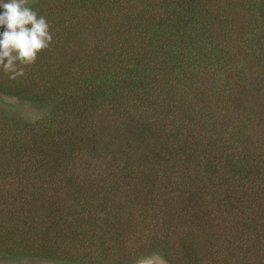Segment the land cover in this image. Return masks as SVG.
Returning a JSON list of instances; mask_svg holds the SVG:
<instances>
[{"label":"rangeland","instance_id":"1","mask_svg":"<svg viewBox=\"0 0 264 264\" xmlns=\"http://www.w3.org/2000/svg\"><path fill=\"white\" fill-rule=\"evenodd\" d=\"M103 2L97 15H103L113 22L116 18L120 19L125 25L147 23L162 4L160 0H140L139 3L138 0H133L131 4H128L129 0ZM28 3L39 4L40 11L49 19L58 16L59 11L51 8L50 0H28ZM207 3L222 10L213 13L218 16L213 36L219 40L234 39V35L241 33L243 21L252 18L246 12L243 0H207ZM143 4L151 5L154 11L145 12ZM124 9L128 17L119 15V10ZM142 9L143 16L140 15ZM3 12L4 9L0 7V13ZM121 26V36L127 38L135 33L123 28L122 24ZM92 42L98 48L96 40L92 39ZM44 51L38 55L36 64L26 67L25 75L16 80L9 79L0 69V87H3L2 84H10L12 88L16 83L23 89L34 85L41 90L44 79L39 78V71L44 64L48 71H56L57 74L63 69L61 63L53 64ZM260 52L264 51L248 52L250 64L245 65L246 69L240 65L241 55L233 57V69L228 72L230 77L221 74V78L224 77L227 82L225 87L228 90L224 99L214 95L217 86L211 75L201 78L199 87L194 90L203 104L211 103L216 107L219 101L217 108H220L222 103L231 116L228 119L231 124L238 115L246 117V130L251 134L252 141L256 140V146L248 148L257 152L261 151L257 147H264V58H260ZM166 78L172 84L179 85V82H174L176 77ZM186 78L182 81L189 84ZM179 86L188 90L185 86ZM188 103L189 100L185 105ZM158 105L162 108L163 102L158 100ZM143 111L141 109L137 113L139 120L134 118L133 121L130 118L123 119L131 113L124 115L115 110L105 114L103 119L113 131L107 129L103 141L95 149L78 146L72 152V157H64L62 150H58L60 146H40L43 165L41 173L27 164L23 153L19 158L20 168L14 160L10 161V157L6 156L5 159V155L0 154V228L15 231L12 240H0V264H109L111 259H116V255L107 256V253L116 251H127L122 263L134 264L136 259L153 253L148 246L156 234L160 233L161 237L166 235L174 243L178 242L181 232L188 235L185 242H193L196 247H203L201 242L205 245L208 252L200 264H264V207L258 211L238 210L236 206L225 202L222 193L218 192L214 196L211 190L215 186L210 188L208 177L203 179L202 164L196 159L192 160L195 164L186 161L193 150H198V142L196 139H187L183 141L184 144L181 143L182 137L175 131L183 118L179 117L176 124L171 121L167 110ZM45 115L46 110L38 105L22 103L17 96L0 93V138L7 144L8 136L13 133L11 125H6L8 120L21 116L38 121ZM144 117L149 124H166L155 131L154 136L161 138L157 145L162 151L157 153L164 170H171L167 173L168 177L150 171L156 157L148 160V151L139 140L142 135L138 126ZM162 118H166V121L162 122ZM115 129L120 133L119 136L114 133ZM225 129L224 135H228L229 131H233V124ZM173 134H176V138ZM164 140L166 145L162 146ZM117 142L132 143L129 148L131 153L133 147L139 149L141 145V154L131 162L146 163L143 179L141 177L132 183L125 181L124 175L122 176L123 160L116 161L119 156H113L118 151ZM181 144L186 148L183 154L186 162L178 154ZM256 158L257 156V163ZM4 159L8 164H5ZM212 176L217 180L221 178L220 175ZM233 198L237 199L238 193ZM53 210L57 212H52ZM140 216L147 217L148 223L149 219L157 220L156 225L150 224V228L144 230L145 233L138 232L137 229L144 225ZM5 218L8 222H3ZM242 231H246L243 236L240 235ZM130 233L133 235H129ZM33 236L36 237L35 240L32 239ZM11 242L15 246L9 247L16 252L9 255V250L5 248ZM175 255L178 258L176 261L182 259L181 253ZM119 259L122 260L121 255L112 264H121ZM161 259L163 264H171L163 257ZM183 264L192 263L184 260Z\"/></svg>","mask_w":264,"mask_h":264},{"label":"trees","instance_id":"2","mask_svg":"<svg viewBox=\"0 0 264 264\" xmlns=\"http://www.w3.org/2000/svg\"><path fill=\"white\" fill-rule=\"evenodd\" d=\"M50 1L51 8L59 11L58 16L50 17L51 19L40 11L39 4L29 6L49 22L53 42L46 49L47 52L43 51L53 64L61 63L63 69L57 74L56 71H48L44 64L39 71V78L44 79L41 90L39 86L34 85L23 89L16 83L12 88L10 84H2L3 87H0V93L17 96L22 103L38 105L46 110V115L38 121L21 116L8 120L6 125H11L13 133L8 136L7 144L0 138V154H4L5 159L6 156L10 157V161L14 160L20 168L19 158L23 153L27 164L41 173L43 165L40 146H60L58 150H62L64 157H72V152L78 146H86L91 150L103 141L105 131L109 129L103 118L111 111H121L124 115L131 113L123 119L130 118L133 121L134 118L139 120L137 113L141 109L162 112L167 110L173 123L177 124L179 117L183 118L175 131L182 137L181 143L187 139L197 140L198 150H193L186 161L195 164L192 160L196 159L202 164L203 179L208 177L210 188L215 186L211 193L214 196H217L218 192L222 193L225 202L236 206L238 210H262L264 147H257L261 149L260 152L248 148L256 146V140L252 141L251 134L246 130L247 118L240 115L233 119V131L224 135L225 128L232 125L231 120H228L231 117L228 110L222 103L221 107L217 108L219 101L216 107L211 103L203 104L201 97L194 94V90L199 87L201 78L211 75L217 86L214 95L224 99L228 90L225 87L227 82L224 77L221 78V74L230 77L228 72L233 69V57L241 55L240 65L246 69L245 65L250 64L248 52L264 51V0H243L245 10L252 18L243 21L241 33L234 35L232 42L213 36L215 19L218 17L213 13L222 10L215 6L214 10L207 0H160L162 4L158 6L159 11H155L156 15L152 20H143L147 23L136 25H125L117 18L113 22L103 15H97L102 9L103 1L110 0ZM131 2L133 0H129L128 4ZM143 8H146L145 12L154 11L151 5L143 4ZM128 10L130 11L129 6ZM144 10H141L140 15H144ZM120 14L128 17L125 9L119 10ZM121 24L123 28L135 33L127 38L121 36ZM4 30L5 27L0 26V32ZM92 39L96 40L98 48L93 45ZM258 55L261 59L264 58V52ZM166 76L176 77L174 82H179V85L188 90L172 84ZM184 78L188 79L189 84L182 81ZM158 100L163 102L162 108L159 107ZM188 100L186 106L185 102ZM186 120L188 121L184 124ZM161 121L165 122L166 118ZM140 123L138 128L142 137L139 140L148 151V160L156 157L150 171L168 177L167 173L171 170H164L157 153L162 151L157 145L161 138L154 136L155 131L166 124H149L145 117ZM114 133L120 135L116 129ZM173 135L176 138V134ZM116 144L118 151L113 156H119L116 161L123 160L122 176L124 175L125 181L132 183L141 177L143 179L146 163L131 162L141 154V145L139 144V149L133 147L131 153L129 148L132 143ZM161 145H166L165 140ZM185 152L186 148L181 144L178 154L184 161ZM194 171L196 173V166ZM211 173L220 175L221 178L217 180ZM236 193L238 198L234 199L233 195ZM139 219L144 224L137 229L141 233H145L144 230L150 228V224L156 225L157 221L149 219L148 223L147 217L143 216ZM4 221L8 222L7 218ZM8 229L0 228V240H12L15 236V231ZM244 232L246 231L240 232V235L243 236ZM179 234L183 236L179 235L178 242L174 243L166 235L161 237L160 233L156 234L148 246L149 251L158 253L171 264H183L184 260L191 261L192 264L203 262L208 252L205 245L201 242L203 247H196L193 242H185L188 235L184 232ZM32 239L35 240L36 237L33 236ZM10 245L15 246L11 242L5 250H9V255H12L16 251L10 248ZM120 252L107 253V256L116 255L117 259L121 255L122 260L119 259L118 262L123 264L127 251ZM179 253L182 259L176 261L178 258L176 259L175 254ZM116 259L113 258L108 263L112 264Z\"/></svg>","mask_w":264,"mask_h":264},{"label":"clouds","instance_id":"3","mask_svg":"<svg viewBox=\"0 0 264 264\" xmlns=\"http://www.w3.org/2000/svg\"><path fill=\"white\" fill-rule=\"evenodd\" d=\"M0 69L11 80L25 75V68L36 63L38 55L50 47L53 34L47 19L33 10L28 0H0ZM134 264H163L158 253L140 257Z\"/></svg>","mask_w":264,"mask_h":264}]
</instances>
